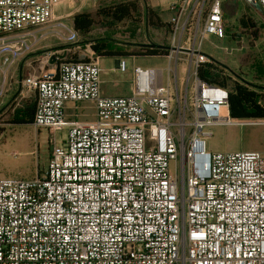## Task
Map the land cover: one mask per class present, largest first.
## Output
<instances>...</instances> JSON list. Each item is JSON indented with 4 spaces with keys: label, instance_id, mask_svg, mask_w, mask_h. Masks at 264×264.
<instances>
[{
    "label": "built area",
    "instance_id": "obj_1",
    "mask_svg": "<svg viewBox=\"0 0 264 264\" xmlns=\"http://www.w3.org/2000/svg\"><path fill=\"white\" fill-rule=\"evenodd\" d=\"M63 1L0 0V108L10 94L17 106L35 97L32 125L52 144L43 175L0 178V264H264V153L207 151L213 127L264 124L233 119L228 89L199 77L211 61L204 40L225 36L229 0L174 4L167 80L135 66L121 97L102 96L91 49L88 61L49 52L18 75L48 38L78 42L55 17ZM243 1L264 17V0ZM85 102L93 119L70 121L69 105Z\"/></svg>",
    "mask_w": 264,
    "mask_h": 264
},
{
    "label": "rangeland",
    "instance_id": "obj_2",
    "mask_svg": "<svg viewBox=\"0 0 264 264\" xmlns=\"http://www.w3.org/2000/svg\"><path fill=\"white\" fill-rule=\"evenodd\" d=\"M67 6L74 4L70 11L82 6L80 12H95L98 8L117 3L121 0H66ZM65 1V2H66ZM142 4L141 14L145 17L146 8H152L158 12L164 22H170L174 13L171 7L180 0H140ZM243 6L248 7V12L257 23L255 28L242 31L239 19L240 8L238 0H229L225 5V19L229 23V30L223 38L208 36L203 43L202 52L210 59H213L227 67V71L235 80L244 78L247 81L260 85L264 92V75L260 73L258 65L264 61V17L257 9L250 7L241 0ZM73 6V5H72ZM71 25L69 20H64ZM134 25L126 23L118 29L117 38L120 40L137 44L140 48H146L153 44L169 45V34L161 28L148 27L143 19L140 29L135 37L132 36ZM103 29L94 32L103 34ZM252 32L253 35H252ZM252 35V36H251ZM80 40V38H79ZM69 44L58 38L50 37L45 40L38 50L27 57L31 66L24 67L23 76L38 70L41 65L37 58L46 56L49 52L59 51L66 60L85 61L91 59L90 48H72L62 50L61 47ZM75 46V45H74ZM25 59V60H26ZM24 60V61H25ZM116 58L103 57L101 61V87L116 97L129 96L132 90L133 69L135 66L143 69H161L164 71V78H168L169 60L165 57H137L126 58L128 65L127 73L116 70ZM23 61V63H24ZM57 64L50 63L46 68L55 69ZM184 66L180 68L179 85L185 88L186 72ZM194 80H192L191 85ZM103 83V84H102ZM35 97H29L20 102V106L11 103L12 100L5 98V103H10L7 109L0 108V178L32 179L37 174L43 175L49 165V158L52 151V144L49 143V133L44 129H36L33 125H14L9 123L10 112L26 104L35 102ZM78 113H95L93 103H80L77 105ZM76 110H68V119L74 121ZM83 119V118H81ZM85 120V119H84ZM82 120V121H84ZM209 131L212 134L206 138L207 151L218 152H238V151H261L264 153V124L250 126H216ZM67 134V130L57 133L58 143L62 142Z\"/></svg>",
    "mask_w": 264,
    "mask_h": 264
},
{
    "label": "trees",
    "instance_id": "obj_3",
    "mask_svg": "<svg viewBox=\"0 0 264 264\" xmlns=\"http://www.w3.org/2000/svg\"><path fill=\"white\" fill-rule=\"evenodd\" d=\"M240 8L239 23L242 31L249 28L257 31V23L248 12V7L243 6L238 0ZM142 4L140 0H121L111 5L98 8L93 12H79L73 15L72 24L78 33L80 40L74 44L61 47L62 50H69L75 47H89L97 57L113 58H137V57H164L168 53V44H153L146 48H140L137 44L126 42L117 38L120 26L130 23L134 28L130 30L135 37L140 29L143 19L146 26L164 29L170 32L169 22H164L158 12L147 7L145 17L141 14ZM225 32L230 28L228 21L224 20ZM103 29V34L97 36L94 32ZM244 29V30H243ZM254 32H252L253 35ZM251 35V36H252ZM75 45V46H74ZM159 45L161 47L155 46ZM78 61V60H74ZM88 61V60H85ZM260 73L264 75V61L258 65ZM199 77L213 85L222 86L229 91V108L233 119L239 120H264V92L262 87L253 84L244 78L235 80L227 71V67L213 59L199 71ZM10 107V103L4 108ZM35 113V102L17 107L10 112V122L14 125H32Z\"/></svg>",
    "mask_w": 264,
    "mask_h": 264
},
{
    "label": "crops",
    "instance_id": "obj_4",
    "mask_svg": "<svg viewBox=\"0 0 264 264\" xmlns=\"http://www.w3.org/2000/svg\"><path fill=\"white\" fill-rule=\"evenodd\" d=\"M65 1L66 0H64L61 4H59L56 7V9H55V17L56 18H64L65 20H69L71 22V26H73V24H72L73 15H75L76 13H79L80 11H82L81 10L82 9L81 8L82 6H80L79 8L74 9V11H70V9L74 7V4H72L73 6L71 4H69L67 6V1L66 2ZM28 62H29V60L28 61L25 60L24 63L23 62L21 63V65L19 67V73H18L19 76L21 74V70H22L21 69V66H22V64H23V67H24V66H26V64H28ZM100 64H101V61H100ZM101 82H103L102 79H101ZM15 90H17V86H16V89ZM101 94L104 97H116L115 95L110 94L106 89H103L102 87H101ZM11 97H13V94H10L9 95V97H8V100L9 101L11 100ZM73 109L76 110V112H74L75 113L74 116L76 117L74 119H76V120H84V119L85 120H92L93 117H94V113H92V114H88V113H78L77 112L78 109L75 108V106H73L72 104L69 105V109L68 110H73ZM81 118H83V119H81Z\"/></svg>",
    "mask_w": 264,
    "mask_h": 264
},
{
    "label": "water",
    "instance_id": "obj_5",
    "mask_svg": "<svg viewBox=\"0 0 264 264\" xmlns=\"http://www.w3.org/2000/svg\"><path fill=\"white\" fill-rule=\"evenodd\" d=\"M155 46H158V47H161V46H159V45H155ZM117 60H116V67L118 66V63H119V59L120 58H116Z\"/></svg>",
    "mask_w": 264,
    "mask_h": 264
}]
</instances>
